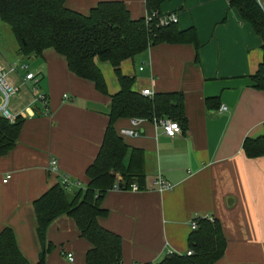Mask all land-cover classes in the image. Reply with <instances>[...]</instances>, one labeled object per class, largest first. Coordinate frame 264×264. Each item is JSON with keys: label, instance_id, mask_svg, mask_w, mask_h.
<instances>
[{"label": "crops", "instance_id": "1", "mask_svg": "<svg viewBox=\"0 0 264 264\" xmlns=\"http://www.w3.org/2000/svg\"><path fill=\"white\" fill-rule=\"evenodd\" d=\"M101 1L123 2L132 19L146 16L144 0H65V7L87 15ZM161 13L176 14L179 30L193 27L197 47L161 43L124 60L120 71L134 78L138 93L181 92L186 126L170 138L153 122L138 120V135L127 137L119 132L132 128V119L115 121V133L128 147L123 166L141 178L135 183L140 189L107 191L101 204L107 215L98 224L121 238L122 264L158 263L170 253H186L190 224L199 218L221 225L226 247L214 264H264V156L248 159L242 150L246 138L264 135V92L250 80L262 60L261 39L227 0H167ZM21 64H27L26 71ZM94 64L107 95L71 73L52 49L21 56L0 21V67L17 66L9 76L18 91L7 109L24 116L15 145L0 157V231L13 230L30 264L40 252L33 201L62 176L77 183L73 192L84 190L86 170L102 146L110 96L120 88L109 62L95 58ZM27 72L36 82L24 81ZM207 99H214L215 108ZM52 159L56 173L49 171ZM157 177L172 189L154 188ZM116 180L125 181L119 174ZM46 238L53 251L45 264H86L90 244L72 218L54 220Z\"/></svg>", "mask_w": 264, "mask_h": 264}, {"label": "trees", "instance_id": "2", "mask_svg": "<svg viewBox=\"0 0 264 264\" xmlns=\"http://www.w3.org/2000/svg\"><path fill=\"white\" fill-rule=\"evenodd\" d=\"M144 1L146 16L132 19L121 1L98 2L83 15L66 8L65 0H0V21L9 28L21 56H41L52 49L65 58L71 73L92 82L99 93L107 95L105 80L94 64V59L98 58L110 63L120 88L110 96L109 123L99 153L86 170V188L73 192V186L67 189L60 178L32 203L40 244L36 264H45L47 254L53 250L46 233L50 224L61 216L72 218L80 237L90 244L85 254L86 264H122L121 238L98 224V219L107 215L101 204L110 189L130 188L141 178L130 175L123 166L128 147L115 133L114 123L120 118L153 122L167 117L181 128L186 126L181 92L143 96L134 91V78L120 71L124 60L133 59L161 43L197 47L193 27L179 30L177 24H159L160 17L164 16L161 6L167 0ZM227 2L261 39L262 60L250 80L254 89L264 92V11L258 0ZM213 102L214 99L206 100L209 108H215ZM23 122L21 117L12 123L0 119V157L15 145ZM242 150L248 159L263 157L264 135L246 138ZM117 174L125 179L123 183L117 182ZM194 221L197 228L192 230L187 241L190 255L170 253L152 264H214L223 256L226 241L219 221L213 218ZM0 264H30L19 251L9 227L0 231Z\"/></svg>", "mask_w": 264, "mask_h": 264}, {"label": "built area", "instance_id": "3", "mask_svg": "<svg viewBox=\"0 0 264 264\" xmlns=\"http://www.w3.org/2000/svg\"><path fill=\"white\" fill-rule=\"evenodd\" d=\"M159 24L164 26V25H168V24H177V15L176 14H168V15H164L162 17H160L159 19ZM16 65H14V67L8 68V69H4L0 67V93L3 96V102L2 105L0 106V119H4V120H8L9 122H14L16 120V118H18V116L13 115L8 109H7V103H8V99L15 96L17 94V89L18 87H16L13 82L10 79L9 74L10 73H14V71L16 70ZM28 68L27 64H21L20 65V69L26 71ZM28 80H35V76L31 73H26L25 77H24V81H28ZM141 94L143 96H148L151 97L153 94L149 91V90H143L141 92ZM43 101V98H42ZM220 110H225V107H221ZM22 117H24L21 114ZM21 117V118H22ZM138 123L137 119H132L131 120V124H132V128L130 129H123L120 130V135L121 136H127V137H131V136H137L138 132L135 130V126ZM153 123L158 126L161 127L164 131V133L172 138L174 136H176L177 134H181L182 129L179 126V124L167 117H163V118H159L157 120H154ZM49 171L56 173L57 172V164H56V160L52 159L50 164H49ZM61 184H63V186H65L67 189L71 188V186H75L77 185L76 182H73L72 180H70L69 178H67L66 176H62L61 177ZM153 187L157 188L159 190H171L172 189V185L167 183L166 181H164L162 178L157 177L156 179H154L153 181ZM131 190H138V187L135 184H132L130 186ZM190 228L191 230H196L197 228V224L195 221H192L190 224ZM187 255H190V252H187ZM67 259L69 261H72L73 258L72 256L68 255Z\"/></svg>", "mask_w": 264, "mask_h": 264}, {"label": "rangeland", "instance_id": "4", "mask_svg": "<svg viewBox=\"0 0 264 264\" xmlns=\"http://www.w3.org/2000/svg\"><path fill=\"white\" fill-rule=\"evenodd\" d=\"M261 3L264 5V0H262V1L260 0V4H261ZM166 5H167V4H166ZM52 251H53V250H52Z\"/></svg>", "mask_w": 264, "mask_h": 264}]
</instances>
